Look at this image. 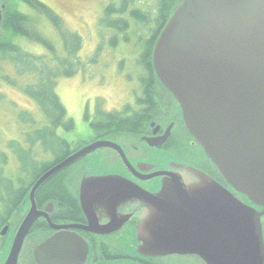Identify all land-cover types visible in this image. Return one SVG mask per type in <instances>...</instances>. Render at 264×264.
<instances>
[{"label":"water","instance_id":"water-1","mask_svg":"<svg viewBox=\"0 0 264 264\" xmlns=\"http://www.w3.org/2000/svg\"><path fill=\"white\" fill-rule=\"evenodd\" d=\"M6 2H0V30ZM152 66L158 85L177 102L188 133L241 198L201 169L158 152L136 167L159 179L161 194L122 176L121 168L101 171L88 163L79 187L88 224L51 226L108 236L132 217L118 219V207L134 202L145 208V217L137 239L124 240V246L142 256L197 254L206 264H264V0H180L156 40ZM105 146L118 150L134 170L120 146L101 140L47 171L23 201L25 212L9 231L3 264L18 263L30 229L48 217L37 207L38 188ZM88 165L97 174L85 173ZM103 209L111 217L107 223L97 214ZM91 254L89 243L67 230L48 236L32 252L36 264H87Z\"/></svg>","mask_w":264,"mask_h":264},{"label":"rangeland","instance_id":"rangeland-1","mask_svg":"<svg viewBox=\"0 0 264 264\" xmlns=\"http://www.w3.org/2000/svg\"><path fill=\"white\" fill-rule=\"evenodd\" d=\"M11 1L13 4L18 5L19 8L24 6L21 0ZM40 1L57 13L63 19L64 25L68 29L76 31L82 36L83 47L79 53L82 63L77 67V72L74 75L58 79L57 86V92L66 106L69 116L75 121V130L69 133L80 135L83 139H90L87 126L90 122L94 121L96 115L100 117L99 112L110 111L114 113L119 110L123 111L129 107L131 112L128 115L131 117L133 112L140 110L145 104L142 101L144 99L143 97H145L143 91L144 81L147 77V72L141 65L144 60L141 54L144 44L149 40L151 31L154 28L153 19L158 11L159 0H135V3L130 7L139 8L144 12H150L152 21L145 25L138 23L126 14L123 18L128 19L129 24L124 31L102 26L100 23L105 8L112 3L119 4L120 0ZM8 3L9 0L6 2L5 9H3L2 22L4 21V14L7 10ZM38 29L45 37L53 42L57 52L60 55H64V43L57 30L44 19H42V23ZM113 41L116 43L113 44ZM20 45L24 50L33 55L47 54L43 46L29 39H22ZM1 65L6 73L15 76L11 64L5 61L0 63V67ZM27 80L29 78H20V81ZM158 87L157 84L154 85L155 93L161 92L163 94L162 88ZM22 114H30L37 120H42V112L34 100L29 98L19 88L12 87L0 80V167L3 172L11 176L13 187H15L18 181V177L14 175L21 168V163L17 158V154H14L13 149L9 148L8 145L11 141L15 140L22 142V146L25 149H30V145H26L24 141V134L29 129L27 128L28 126H23L22 121H20ZM64 133L66 137L74 138L73 145L79 147V136ZM128 139L126 140L127 144L130 143ZM131 140L136 144V138ZM200 151L198 148L197 153H201ZM34 152L36 153L34 157L38 158V160L42 159L45 162H51V155L45 152L40 145L35 146ZM179 152L181 155L191 157L185 147L182 150L179 149ZM100 155L96 154L93 158H89L87 160L88 163L90 164L95 161L94 158ZM2 156L5 157V160H3ZM200 157L201 155L198 156V158ZM33 162L30 165H33ZM30 165L22 172L24 179H29L33 174V169H31ZM39 167L40 165H37V168ZM93 168H90L88 165L85 173L89 175L97 174L96 169ZM62 175H64L61 176L64 179H62L63 181L60 183V187L68 191H75L76 180H72L74 175L73 171L67 174L65 172ZM22 183L23 179L20 181V184ZM50 189L54 190L55 188L51 187ZM24 212L23 210L21 214L20 210L16 218L20 214L23 215ZM48 235L49 231L47 229L36 226V229L33 230V234L29 239L30 242L32 241V244L30 245L29 243L28 245L27 243L28 248H32L37 243H40ZM4 240L5 238L3 242ZM1 242L2 240L0 238Z\"/></svg>","mask_w":264,"mask_h":264},{"label":"flooded vegetation","instance_id":"flooded-vegetation-1","mask_svg":"<svg viewBox=\"0 0 264 264\" xmlns=\"http://www.w3.org/2000/svg\"><path fill=\"white\" fill-rule=\"evenodd\" d=\"M156 84L158 85L157 80L154 77L153 87L144 89L143 91V93L146 90L149 94L152 93L149 95V99L154 103V106L151 107L146 119L139 118V120H137L136 122L134 121V123H132L130 126L121 125L119 128H102V126H110L116 122L106 120V115H103L104 112H99L100 117L96 115L94 121L90 122L87 126V131L89 132L88 135L90 139H83L82 136L78 135L80 148H84L96 141L101 140L117 144L124 151L131 164L135 166L134 170L130 169L125 164V162L123 161V157L118 150L113 147L105 146L91 151L86 155H83L80 159L70 163L67 167L48 178L37 192L36 204L38 209L46 212L49 218L41 217L34 223L30 232L24 240V244L20 251L17 264H36L32 256L33 248L36 245L32 248H28L29 243L30 245L32 244V241L30 242L29 239L33 234V230L36 229V226L47 229L50 235L60 230H68L81 235L89 243L92 250L90 262L87 264H112L113 262L119 264H206L197 254H166L163 256L148 257L140 255L137 252V249H134L132 247H125L124 240L129 241L135 238L137 239L136 228L145 217V208L140 205H136V203L134 202L124 203L118 207V219L125 218L129 214L132 215V217L128 221H126L120 229L108 236L94 235L84 229L76 227L53 228L51 226V224L57 226H68L73 224L83 226L88 224L87 217L83 213L80 206L79 187L84 168L88 164L87 160L89 158H93V156H95L96 154L101 155L96 156L94 158L95 161L90 163L91 165L101 166V171H106L105 167H107V171L121 168L120 174L122 176L132 180L133 182L142 186L144 189L156 194H161L159 179L156 177L147 178L146 176L150 175L151 172L140 170V168L136 167V163L139 160L147 159L148 157L158 156L162 152L165 154L174 155L178 159L183 160L184 162L206 172L216 181L226 186L231 192L241 198V195L237 194L233 190V188L230 187L225 182V180H223L215 165L205 155L202 147L188 133L185 125L180 120L177 102L172 98V96H170L168 93H165L163 90V94L161 92L155 93L154 85ZM147 108H150V106L144 104L140 108V110H145ZM140 110L136 111L138 112ZM105 112L111 113L110 111ZM121 112V114L123 115V119L125 117H129V115L127 114L128 112ZM167 133L168 136L162 144L154 146L150 145V141L152 143L160 142ZM133 138H136V144L132 142L131 139ZM73 139L74 138L68 140V154L52 165L50 164L46 170L39 174V177L40 175L44 174L46 171L54 167L56 164L69 157L73 152L78 150V147H75L73 145ZM127 139L130 141L129 144H127L126 142ZM184 147L187 148L188 153L189 155H191V157L180 154L179 149L182 150ZM198 148L201 150V153L199 154L197 153ZM199 155H201L200 158H198ZM51 161H53V159H51ZM70 171H73L74 173L72 180H76L75 191H68L60 187V183L63 181L62 179H64V177H61L64 176L62 174L65 172L66 174L70 173ZM36 180H33V184ZM31 182L32 179H28L26 181L24 187L27 188V190L20 200L19 207L14 210L13 213L8 216L7 220L3 223L2 227H9L8 232L11 228H13L14 223L18 220L23 210H25L26 208V204H23V201L29 190L32 188L33 184L31 186H28ZM54 183L57 186L53 185ZM51 187H54L55 191L51 190ZM15 188L16 187L12 186L10 189L11 201L16 198ZM11 191L13 194H11ZM20 210L21 214L16 218V215L20 213ZM97 214L100 222L102 223H107L109 220H111L110 215L104 209L100 212H97ZM15 218L16 220H14ZM8 232L4 236L0 234V238L2 240V242L0 243V264H3L7 257L5 256L4 258V251L5 242L9 235ZM4 238L5 240L3 242Z\"/></svg>","mask_w":264,"mask_h":264},{"label":"trees","instance_id":"trees-1","mask_svg":"<svg viewBox=\"0 0 264 264\" xmlns=\"http://www.w3.org/2000/svg\"><path fill=\"white\" fill-rule=\"evenodd\" d=\"M21 1L24 6L19 8L18 5L9 0L0 33V63L6 61L11 64L16 77L6 73L1 65L0 80L12 87L19 88L34 100L42 112V120L39 121L30 114H22L20 121H22L23 126H28L29 129L24 134V141L26 145H30V149H25L22 142L15 140L8 145L9 148L13 149L14 154H17L21 168L14 175L18 177V181L15 185L16 198L11 201L8 196H10L13 182L11 176L3 172L0 167V228L8 216L19 207L20 200L27 190L24 186L28 179H24L22 172L36 158L34 157L36 155L34 152L35 146L40 145L45 152L51 155L53 161L45 162L36 158L33 165H30L33 174L29 179H32V182L50 164L52 165L68 154V140L65 137L63 138L58 130L60 128H63L65 132L75 130V121L69 116L68 110L57 92L58 79L74 75L77 72V67L82 63L79 57L83 47L82 36L78 32L68 29L64 25L63 19L40 0ZM179 1L159 0L158 11L153 19L154 28L151 31L149 40L145 42L141 54L142 59H144L141 65L147 72L144 89L153 87L155 77L152 66L153 49L160 32L178 6ZM134 3L135 0H120L119 4L112 3L108 5L100 19L101 25L124 31L129 24V20L123 18L126 14L138 23L145 25L150 23L152 21L151 13L144 12L139 8H131L130 6ZM42 19L47 20L61 35L64 43V55H60L53 42L39 31L38 27L41 25ZM22 39H29L43 46L47 54L33 55L27 52L20 45ZM114 43L116 42L113 41ZM22 77L29 78V80L20 81ZM143 94L145 98L142 102L149 105L150 108L135 111L131 117H125L124 119L122 112L104 113L106 120L116 123L110 126H102V128H119L121 125L130 126L139 118L146 119L154 103L149 99V95L152 93L149 94L146 90ZM123 112L129 114L131 111L127 107ZM2 157L5 160V157ZM37 165H40V167L37 168ZM21 179H23L22 184H20ZM32 182L28 186H31ZM11 194H13L12 191Z\"/></svg>","mask_w":264,"mask_h":264}]
</instances>
